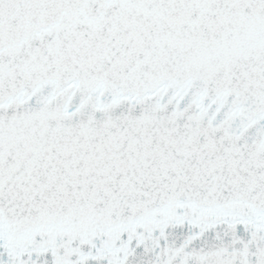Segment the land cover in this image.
I'll return each instance as SVG.
<instances>
[{"label": "snow or ice", "instance_id": "obj_1", "mask_svg": "<svg viewBox=\"0 0 264 264\" xmlns=\"http://www.w3.org/2000/svg\"><path fill=\"white\" fill-rule=\"evenodd\" d=\"M0 264H264V0H0Z\"/></svg>", "mask_w": 264, "mask_h": 264}]
</instances>
